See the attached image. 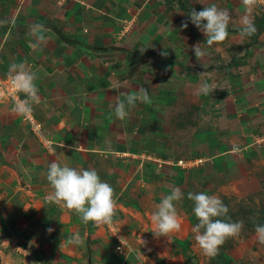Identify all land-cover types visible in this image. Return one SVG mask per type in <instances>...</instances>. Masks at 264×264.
Here are the masks:
<instances>
[{"label": "crops", "instance_id": "obj_1", "mask_svg": "<svg viewBox=\"0 0 264 264\" xmlns=\"http://www.w3.org/2000/svg\"><path fill=\"white\" fill-rule=\"evenodd\" d=\"M213 4L232 17L243 3L0 0V79L12 64L25 63L36 73L41 102L32 115L54 143L46 149L0 94V233L10 244V259L16 262L13 252L20 256L17 264H99L117 245L115 229L128 235L134 227H152L156 205L185 175L196 171L210 184L250 176V165L264 168V23L257 40L244 45L245 52L251 49L247 55L231 58L233 40L249 41L229 35L222 44L204 45L208 54L199 63L192 47L206 37L190 21L187 29L181 25L193 7ZM248 14L264 20V0ZM36 22L49 30L48 40L30 47L29 27ZM165 47L167 58L159 55ZM219 48L224 52L215 56ZM204 71L223 89L199 94ZM124 81L127 87H118ZM140 87L149 89L152 104L137 102L125 120L116 118L117 95ZM57 156L71 167L95 169L114 188L112 227L84 224L46 199L53 192L48 166ZM180 159H201L202 166L184 170L175 166ZM76 234L83 243L69 244ZM187 234L183 225L175 236L185 240Z\"/></svg>", "mask_w": 264, "mask_h": 264}, {"label": "clouds", "instance_id": "obj_2", "mask_svg": "<svg viewBox=\"0 0 264 264\" xmlns=\"http://www.w3.org/2000/svg\"><path fill=\"white\" fill-rule=\"evenodd\" d=\"M242 3L248 11L240 18L242 25L240 35L250 37L255 34L256 28L248 12L258 5L259 0H242ZM187 16L189 19L182 22L181 30L187 29L190 21L206 37L204 44L197 42L192 47L196 60L200 63L207 55L204 45L211 48L228 39V26L232 17L227 9L219 8L215 4L204 6L200 11H196L193 7ZM48 31L46 26L39 22L31 24L29 36L34 38L35 43H30V47L45 44L48 40L46 36ZM159 55L167 58L169 55L167 48L160 51ZM198 76L202 81L198 88L199 94L209 95L218 88L223 89L222 85L215 81L208 82L212 79V73L204 71ZM36 80V73L31 71L25 63L10 66L8 82L12 90L10 93L12 112L27 117L33 112L34 105L40 104L41 97ZM127 84L128 81H124L118 87L126 88ZM20 93L24 94L23 99L17 98ZM120 95H123L125 99L121 100ZM137 102L152 104L149 89L140 87L135 92H120L114 105L116 118L125 120L129 115V109L135 107ZM73 150L79 151L76 146ZM47 181L53 189L52 194L46 198L49 202L75 212L84 224L91 222L97 226H113L117 215L118 196L114 188L103 181L95 169L71 167L57 156L48 166ZM183 199L184 193L178 187L172 188L170 194L162 197L150 216L155 236L168 237L172 233L181 231L183 217L178 212L176 203ZM187 199L194 203L193 213L198 220L192 229L195 234L194 239L206 255L217 254L229 238L240 236L244 228L243 221H231L228 217V207L218 196H210L206 192H188ZM47 231L51 234L54 229L49 227ZM255 233L258 242L264 245V224H256ZM119 240L120 244L126 247L127 238L119 236ZM68 243L79 245L83 243V240L79 234H76L69 239ZM117 251H123V249L118 248Z\"/></svg>", "mask_w": 264, "mask_h": 264}, {"label": "rangeland", "instance_id": "obj_3", "mask_svg": "<svg viewBox=\"0 0 264 264\" xmlns=\"http://www.w3.org/2000/svg\"><path fill=\"white\" fill-rule=\"evenodd\" d=\"M240 7L232 16L228 28L242 27L240 18L246 13H244L243 4ZM255 11L258 10L255 9ZM261 21L260 18L253 19L256 30L259 29ZM252 40L251 36L247 38L249 42L242 43L241 39L233 40L229 50L231 58L235 55H242L245 52L244 45L252 44ZM182 50L180 47L176 50V55H180L178 61H183L182 57L185 58V52ZM250 51L249 48L245 55ZM223 52L219 48L216 50L215 56H219ZM225 60H229L227 54ZM248 169L252 173L250 176L241 173L238 175L239 178L231 176L210 184L205 177L197 175L196 171L191 170V173H194L190 176L185 175V182L178 180L173 185L184 193V199L177 202L176 207L183 217L182 226L184 225L188 231L185 240H179L175 236L179 232L172 233L168 237H157L153 233L152 224V227H143L142 225L129 229L128 235H125L123 229L119 228L120 235L127 238V254L120 256L112 248V252L105 255L104 260L100 258L97 262L99 264H264V245L258 242L255 233V225L264 224V168L250 165ZM188 192H206L210 196H218L228 207V217L231 221H243L244 223L240 236L229 238L215 255H206L194 239L195 234L192 229L198 220L193 213L194 203L187 199ZM136 205L141 208L140 202L137 201ZM2 233L5 234L3 231ZM8 249H10V244L0 233V252L2 253V255L0 254V264H17L20 258L19 254L11 253L15 254L16 262H14L8 257L10 255ZM186 249L191 253V259L186 258Z\"/></svg>", "mask_w": 264, "mask_h": 264}, {"label": "built area", "instance_id": "obj_4", "mask_svg": "<svg viewBox=\"0 0 264 264\" xmlns=\"http://www.w3.org/2000/svg\"><path fill=\"white\" fill-rule=\"evenodd\" d=\"M69 0H58L59 3H65ZM70 1H76V0H70ZM129 28V26H128ZM11 88L8 82V77L6 79H0V94L3 95V97L9 99L12 102V96L10 95L11 93ZM22 95L23 93H20L17 95L18 99H22ZM24 120L27 121L30 125V130L31 133L39 140V142L48 150H50L54 143L51 139H48L45 135H44V128L42 123L35 118L32 113H30L27 117H24ZM202 163L201 159H191V160H183L180 159L175 163V166L181 169H192L195 166H198ZM119 236L120 233L118 230L115 229L114 231V237L117 240V245L115 247V252L120 255V256H124L127 254V243H126V247H124L123 245L120 244V240H119ZM118 248L123 249V251H117Z\"/></svg>", "mask_w": 264, "mask_h": 264}, {"label": "trees", "instance_id": "obj_5", "mask_svg": "<svg viewBox=\"0 0 264 264\" xmlns=\"http://www.w3.org/2000/svg\"><path fill=\"white\" fill-rule=\"evenodd\" d=\"M262 22L264 23V20L261 21V25H262ZM240 29L241 28H228V32H229V35H238L240 34ZM253 38V40H257V33H255L254 35L251 36ZM185 256L187 259H191L192 258V255L191 253H189V250L186 249L185 251Z\"/></svg>", "mask_w": 264, "mask_h": 264}]
</instances>
